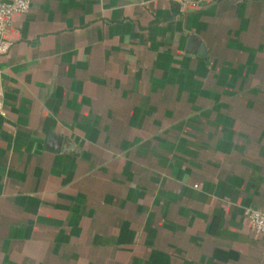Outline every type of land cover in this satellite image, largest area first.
I'll return each mask as SVG.
<instances>
[{"label":"crops","instance_id":"obj_1","mask_svg":"<svg viewBox=\"0 0 264 264\" xmlns=\"http://www.w3.org/2000/svg\"><path fill=\"white\" fill-rule=\"evenodd\" d=\"M6 37L0 264H264V0H31Z\"/></svg>","mask_w":264,"mask_h":264},{"label":"built area","instance_id":"obj_2","mask_svg":"<svg viewBox=\"0 0 264 264\" xmlns=\"http://www.w3.org/2000/svg\"><path fill=\"white\" fill-rule=\"evenodd\" d=\"M181 10H194L201 6L202 0H171ZM31 0H0V55L9 50L11 41L6 37L7 27L14 14L29 10ZM243 215L256 233L264 237V210L255 206L243 208Z\"/></svg>","mask_w":264,"mask_h":264},{"label":"water","instance_id":"obj_3","mask_svg":"<svg viewBox=\"0 0 264 264\" xmlns=\"http://www.w3.org/2000/svg\"><path fill=\"white\" fill-rule=\"evenodd\" d=\"M198 54L200 56H205L206 55L205 48H204L203 44H200L199 49H198Z\"/></svg>","mask_w":264,"mask_h":264}]
</instances>
